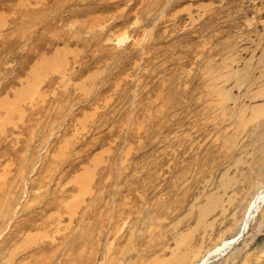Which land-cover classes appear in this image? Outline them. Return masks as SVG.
I'll return each mask as SVG.
<instances>
[{
  "label": "rangeland",
  "instance_id": "rangeland-1",
  "mask_svg": "<svg viewBox=\"0 0 264 264\" xmlns=\"http://www.w3.org/2000/svg\"><path fill=\"white\" fill-rule=\"evenodd\" d=\"M263 185L264 0H0V264H198Z\"/></svg>",
  "mask_w": 264,
  "mask_h": 264
},
{
  "label": "bare ground",
  "instance_id": "bare-ground-1",
  "mask_svg": "<svg viewBox=\"0 0 264 264\" xmlns=\"http://www.w3.org/2000/svg\"><path fill=\"white\" fill-rule=\"evenodd\" d=\"M264 202V185L262 189L257 193L255 198L252 200L250 204V208L247 211V215L245 216V219L242 223V226L240 228V231L234 235L233 237L224 240L221 244L218 246H215L213 249L207 251L202 258L199 260L198 264H209L211 262V259L216 256H222L226 253H228L236 243H238L241 238L245 235V233L249 229V224L251 221V217L254 215V213L258 210L260 205ZM241 236L240 238H238Z\"/></svg>",
  "mask_w": 264,
  "mask_h": 264
},
{
  "label": "water",
  "instance_id": "water-1",
  "mask_svg": "<svg viewBox=\"0 0 264 264\" xmlns=\"http://www.w3.org/2000/svg\"><path fill=\"white\" fill-rule=\"evenodd\" d=\"M241 236H239L238 238H240Z\"/></svg>",
  "mask_w": 264,
  "mask_h": 264
}]
</instances>
